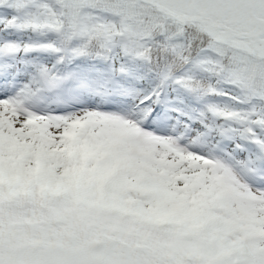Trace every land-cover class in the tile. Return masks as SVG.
<instances>
[{"label": "snow or ice", "instance_id": "obj_1", "mask_svg": "<svg viewBox=\"0 0 264 264\" xmlns=\"http://www.w3.org/2000/svg\"><path fill=\"white\" fill-rule=\"evenodd\" d=\"M0 264H264V0H0Z\"/></svg>", "mask_w": 264, "mask_h": 264}]
</instances>
